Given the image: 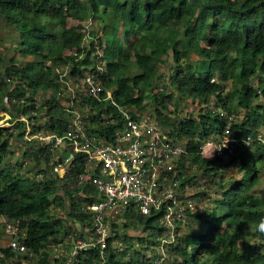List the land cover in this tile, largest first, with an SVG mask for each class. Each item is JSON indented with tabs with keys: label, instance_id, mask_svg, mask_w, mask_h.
Returning <instances> with one entry per match:
<instances>
[{
	"label": "trees",
	"instance_id": "trees-1",
	"mask_svg": "<svg viewBox=\"0 0 264 264\" xmlns=\"http://www.w3.org/2000/svg\"><path fill=\"white\" fill-rule=\"evenodd\" d=\"M0 21L17 35L18 53L34 58L23 65L13 58L5 66L0 56V110L9 117V126H0V217L17 222L20 240L27 248V254L18 256L7 247L0 248L4 254L0 264H62L51 256L49 242L68 235L74 221L90 224V215L81 208L99 200L94 188L80 180L86 157L75 154L60 177L53 169L69 156L68 147L51 153L35 139L27 141L25 130L28 124L30 136L67 134L69 115L58 97L62 84L55 69L69 67V75L80 74L79 68L91 64L90 56L96 49L102 51L105 61V73L98 75L102 93L110 91L114 106L82 99L77 106L90 112L83 123L88 135L112 141L122 120L120 109L137 118L145 115L148 105L150 116L169 136L187 143L176 169L181 190L197 186L195 173L186 174L188 170L215 172L224 157L242 174L241 180L222 191L213 209L208 210L203 232L182 235L184 224L175 222L173 241L164 245L165 264H264V235L257 232L259 221L264 219V196L252 191L259 166L264 168V143L249 149L238 144L224 157L209 158L208 152L202 155L198 151L202 142L214 139L221 131L223 123L215 112L218 108L233 117V106L245 112V117L234 119L232 125L237 139L261 132L264 0H0ZM103 21L100 31L104 38L94 31ZM87 24L94 29L88 31L85 46ZM74 49L86 56L75 61L68 54ZM191 53L197 54L206 67L199 70L192 65L188 61ZM169 54L174 62L170 84L199 106L196 119L170 121L169 115L177 113L176 101L172 94L155 89L159 69L167 65ZM228 82L241 86L235 104L221 93ZM211 100L214 109L210 108ZM171 105L174 109L169 112ZM12 139L27 146L23 158L33 163V179L20 176L24 161L15 164L18 173L4 166L7 157L13 155ZM224 183L221 175L215 184L223 189ZM206 196L198 190L189 199L202 205ZM61 210L64 214L58 217L56 212ZM194 215L186 216L191 219ZM123 217L133 218L137 226L151 231V241L140 240L145 243L143 251L154 250L157 239L167 237L160 214L145 217L126 212ZM249 228L257 242L247 239ZM116 239L127 244L126 237L116 235ZM127 251L131 252V246L115 252L109 245L102 264H149L145 253L139 251H133L125 261ZM97 257V253L88 252L74 264H91Z\"/></svg>",
	"mask_w": 264,
	"mask_h": 264
},
{
	"label": "built area",
	"instance_id": "built-area-1",
	"mask_svg": "<svg viewBox=\"0 0 264 264\" xmlns=\"http://www.w3.org/2000/svg\"><path fill=\"white\" fill-rule=\"evenodd\" d=\"M89 26L90 24L85 26L86 39L89 38ZM68 54L75 61L86 56L77 49ZM90 61L89 66L79 68L80 74L73 76L69 75V67L55 69L58 81L62 84L58 97L63 99L65 112L69 115L67 134L63 137L44 134L30 136V127L26 125L27 141L35 139L51 153L63 146L70 150L63 164L55 165L53 169L60 177L65 174L66 166L75 154L86 157L84 174L80 180L94 188L99 200L81 208L82 212L90 215L89 225L74 221L68 235L50 241L47 247L53 258H58L62 264L79 263L80 258H85L88 252L98 254L97 259H91V264H102L106 260L109 245L115 252H123L125 248L116 239V235H120L118 228L114 227L117 217L126 212L145 217L160 214L168 236L158 239V246L153 254L148 255V259L150 264H165L167 255L164 245L173 241L175 222L184 221L187 213L195 210V202L189 199V188L181 190L180 180L176 178V169L186 153L187 143L169 136L168 131L161 128L150 114L131 118L123 109H120L123 116L112 141L88 135L83 123L90 112L87 108L77 106L82 99L88 97L114 106L110 91L102 93L98 78L99 74L105 73L102 51L96 49L91 54ZM6 103L7 99L4 98L2 104ZM215 112L223 123L221 131L214 139H208L199 145L198 151L202 155L211 151L214 156L223 157L226 153H232L238 144L249 149L255 143H264V134L261 133L237 139L232 131L234 117L222 108ZM226 141L228 146L215 152L217 145ZM190 172L188 170L186 174ZM0 226L9 239V251L14 256L27 254V248L20 240L22 232L17 222L0 217ZM3 257L4 254L0 252V258ZM124 259L128 260V256Z\"/></svg>",
	"mask_w": 264,
	"mask_h": 264
},
{
	"label": "rangeland",
	"instance_id": "rangeland-1",
	"mask_svg": "<svg viewBox=\"0 0 264 264\" xmlns=\"http://www.w3.org/2000/svg\"><path fill=\"white\" fill-rule=\"evenodd\" d=\"M105 22H100L99 24L95 25L94 31L97 32V34L101 33L102 25H104ZM70 25H76L74 22H70ZM88 25V24H87ZM92 27H88L89 31H93ZM100 36V34H99ZM120 34H118V37ZM101 37L104 38V35ZM17 35L12 31V28H9L5 26L3 21H0V56L5 60V63L2 65H8L10 62V59H15L16 62L20 64H24L26 61H33V57H22L18 53V49L15 45ZM88 39L85 40L84 45H88ZM167 65L161 66L159 69L158 76L155 81V89L158 91L163 89L165 94H172L174 101H176L177 104V113L169 115L170 121L174 122L178 119H187V118H197V115L199 114V106L196 105V102L189 100L187 98L182 97L177 91L173 88V86L170 84L169 76H170V68L174 67V62L171 57V54H169L166 57ZM192 65H195L199 68V70H202L203 67H206V63H203V60L195 53H191L189 60ZM61 69V68H60ZM135 72V71H134ZM123 77V76H122ZM240 83L238 82H228L225 83L222 86L221 93L224 97L232 98L234 104L236 103V91L239 87ZM253 85H256V80L253 81ZM42 97L38 98L39 102ZM214 101H210V108L214 109ZM146 113L145 114H151V106H145ZM234 110V119L235 121H241L243 117H245V112L236 108L232 107ZM173 106L171 105L169 107V112L173 111ZM9 117L5 114H2V111L0 110V125L3 127L9 126L6 122L8 121ZM262 124H261V134H264V116L261 118ZM43 122V121H42ZM11 151H13V155L7 157L5 161L4 166H11L14 168L13 173H18L16 170L15 164L22 163L24 161V167L21 171L20 176H25L27 178H34L36 177L35 173L33 172V163H30L28 161L24 160V152L26 149V145L18 141L17 139L11 140ZM209 154H206L208 157L210 156L211 152H208ZM212 156L211 158H213ZM222 164H218L217 170L212 173H204L199 171H194V169L190 170L192 173H195V180L197 181L196 187H190L189 195H193L195 192L203 191L206 193V199L204 200L202 205H195V210H193L191 213L196 214L191 219L188 217L184 218L182 221V225L184 224L181 233H194V232H203V228L205 227V224L203 221L207 220L206 213L208 210L213 209L214 202L220 199V194L222 191L226 190L230 184L237 183L241 180L242 174L237 170V168L231 166L228 164V158H223ZM18 167V166H17ZM259 172H258V181L257 184L252 188V191H254L259 196H264V168L259 166ZM223 175L225 178V183L223 184V189H219L215 183L219 181V177ZM213 181V182H212ZM214 183V184H213ZM62 212V210H61ZM56 212V215L59 217L63 212ZM199 215L201 219L200 221L195 219V216ZM123 215H120L116 218V222L114 224L115 227L118 228V232L120 236L126 237V243L124 247L128 248L131 246V251H139L145 253V255H148L150 253L149 251H143V247L145 245L144 242H140L141 239H143L145 242L151 241V231H145L142 227L137 226L136 221L133 218H127L125 219L122 217ZM253 230L249 228L246 230V233L249 234L247 239L250 242H257V240L251 236V233ZM8 237L2 232L1 226H0V248H6L8 244ZM52 256V255H51ZM53 257V256H52Z\"/></svg>",
	"mask_w": 264,
	"mask_h": 264
},
{
	"label": "clouds",
	"instance_id": "clouds-1",
	"mask_svg": "<svg viewBox=\"0 0 264 264\" xmlns=\"http://www.w3.org/2000/svg\"><path fill=\"white\" fill-rule=\"evenodd\" d=\"M228 146V141H226V142H224L222 145H217V147H216V151L215 152H217V151H222L223 149H225L226 147ZM209 152V151H208ZM211 152V151H210ZM204 155V154H203ZM212 156H214V152L212 153L211 152V154H210V156H209V158H211ZM225 156V155H224ZM223 156V157H224ZM216 157V156H215ZM135 214V213H134ZM124 215V214H123ZM123 217V216H122ZM115 227V226H114ZM257 232L259 233V234H261V235H264V219H262V220H260L259 221V223H258V225H257ZM167 236H168V233H167ZM164 237H166V236H164ZM159 239V238H158ZM158 239H157V241H158ZM124 246V245H123ZM156 249V248H155ZM155 249L154 250H152V251H150V253L148 254V255H151V254H153L154 252H155ZM124 251H126V247L124 248ZM128 253H127V255L126 256H128V260H130L129 258H130V256H131V253H132V251L131 252H129V251H127ZM148 255H145L147 258H148ZM125 257V256H124ZM137 259V258H136ZM125 260V259H124ZM128 260H125V261H128ZM149 261H150V259H149ZM149 264H150V262H149Z\"/></svg>",
	"mask_w": 264,
	"mask_h": 264
}]
</instances>
